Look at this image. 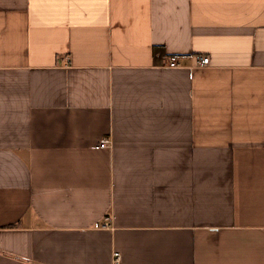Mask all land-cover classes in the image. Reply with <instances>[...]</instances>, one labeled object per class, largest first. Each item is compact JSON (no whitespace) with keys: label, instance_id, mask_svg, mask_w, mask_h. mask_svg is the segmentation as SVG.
I'll use <instances>...</instances> for the list:
<instances>
[{"label":"crops","instance_id":"obj_1","mask_svg":"<svg viewBox=\"0 0 264 264\" xmlns=\"http://www.w3.org/2000/svg\"><path fill=\"white\" fill-rule=\"evenodd\" d=\"M115 252L264 264V0H0V264Z\"/></svg>","mask_w":264,"mask_h":264},{"label":"built area","instance_id":"obj_2","mask_svg":"<svg viewBox=\"0 0 264 264\" xmlns=\"http://www.w3.org/2000/svg\"><path fill=\"white\" fill-rule=\"evenodd\" d=\"M210 64V57L208 55L199 56V65L202 67H207ZM170 66L173 68H177L180 66V64L177 62L176 58H172L170 62ZM111 140L104 138L102 139L99 144L96 146V148H107L111 145ZM108 227L109 225H105ZM111 227V226H110ZM121 261V255L119 252H115L113 254V264H120Z\"/></svg>","mask_w":264,"mask_h":264}]
</instances>
